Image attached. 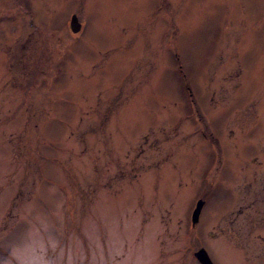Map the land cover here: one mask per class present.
<instances>
[{
    "label": "rangeland",
    "instance_id": "374dc122",
    "mask_svg": "<svg viewBox=\"0 0 264 264\" xmlns=\"http://www.w3.org/2000/svg\"><path fill=\"white\" fill-rule=\"evenodd\" d=\"M200 247L264 264V0H0V264Z\"/></svg>",
    "mask_w": 264,
    "mask_h": 264
},
{
    "label": "water",
    "instance_id": "95a60500",
    "mask_svg": "<svg viewBox=\"0 0 264 264\" xmlns=\"http://www.w3.org/2000/svg\"><path fill=\"white\" fill-rule=\"evenodd\" d=\"M79 25L80 24H79L77 18L74 15L71 16L69 28H71V31L73 33L80 30ZM203 204H204V202L201 200H197V202L195 203V206H194L195 208H194L192 214L190 215L191 221L193 224H195L198 221V219H199L198 215L201 213ZM192 256L197 261H199L201 264H212L213 263L212 259L208 256L207 252L202 247L198 248V250L196 252H194V254Z\"/></svg>",
    "mask_w": 264,
    "mask_h": 264
},
{
    "label": "flooded vegetation",
    "instance_id": "af4514ba",
    "mask_svg": "<svg viewBox=\"0 0 264 264\" xmlns=\"http://www.w3.org/2000/svg\"><path fill=\"white\" fill-rule=\"evenodd\" d=\"M129 4H131V3H129Z\"/></svg>",
    "mask_w": 264,
    "mask_h": 264
}]
</instances>
